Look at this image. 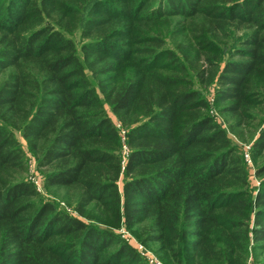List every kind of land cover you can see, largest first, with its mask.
Segmentation results:
<instances>
[{
    "label": "trees",
    "instance_id": "trees-1",
    "mask_svg": "<svg viewBox=\"0 0 264 264\" xmlns=\"http://www.w3.org/2000/svg\"><path fill=\"white\" fill-rule=\"evenodd\" d=\"M6 3L0 71L13 72L0 84V264H146L114 234L121 222L143 224L142 243H158L173 264H242L250 240L264 252V162L250 188L231 137L264 109V0ZM179 17L183 27L169 33L194 45L173 52L161 27ZM78 30L79 48L66 36ZM229 39L240 60L220 68ZM209 86L231 135L200 92ZM14 130L43 185L63 189L79 216L95 209L97 225L41 199ZM250 150L264 152V129Z\"/></svg>",
    "mask_w": 264,
    "mask_h": 264
},
{
    "label": "rangeland",
    "instance_id": "rangeland-1",
    "mask_svg": "<svg viewBox=\"0 0 264 264\" xmlns=\"http://www.w3.org/2000/svg\"><path fill=\"white\" fill-rule=\"evenodd\" d=\"M3 4L9 5L10 3H6V0L4 2L0 1V7ZM96 9L99 10L100 8L96 6ZM146 10L147 9H145V11ZM4 14H5L4 11L0 12V16ZM179 20L182 19L180 17L172 20L169 19L166 22V25H163L161 27L163 40H164L163 48L173 52H178L179 50H183V48L191 47L194 45V42L191 39H189L187 35L174 36L169 33V30L173 31L175 29L176 24L180 29L183 27L181 21ZM10 21L12 22L11 25L17 23L19 21V13L15 12V14L11 17ZM0 26L5 28L3 25ZM240 35L241 33H235L234 36L235 38H238ZM66 36L74 41L77 48L81 47V45L87 42V40L81 38L79 30L75 31L72 34H66ZM120 46H126V45L121 44ZM220 47L223 50V52L228 53L223 59L220 68L224 66V62L227 60H232V61L240 60L238 57H232V55H230L233 54V52H235L237 48L236 45L234 46V43L232 42L231 39L224 41V43ZM12 72H13L12 68L6 69L4 71H0V84L3 83L7 79L8 75L11 74ZM200 92L203 94V96L209 102V104L213 102L214 88H212L211 86H209L207 89L200 88ZM105 109L111 120L116 123L114 116L111 114L109 108L105 106ZM211 114L214 117L215 122L219 124L223 129H225L228 132V134L231 135V131H229L228 129L230 118L228 116L220 114L218 110L215 109V106H213V103L211 107ZM255 115L258 121L253 123L251 128H243L240 130L238 136L233 133L231 136L232 141L240 148L242 152L243 155L242 157L248 172V181L250 188H255L258 186V179L255 176V169L257 166H260L264 162V159L262 158L264 152H262L261 155L256 154L257 156L254 157L251 156V150H250L251 143L256 139V137H258L259 133L264 129V109L261 108L258 109V112H256ZM14 134L18 142L20 143L23 152L25 153V160L27 166V174L25 177L28 181L30 180V182L31 179H35L40 182L39 188L36 189L40 194L41 199L46 202H51L58 209L64 210L65 212H68L69 214L80 218L82 221L86 223L97 225L98 217H97V211L95 209L93 208L88 209L83 216H79L76 212L72 210L73 207L69 204L72 202L71 200L66 199L63 189L47 188L43 185L42 177L40 173L36 171L35 156L28 151L26 143L22 138L19 137L18 131L14 130ZM104 226L109 227L106 224H104ZM112 230L114 234L123 243L131 247L134 251H136L135 249L137 248L138 245H142L161 264H173L170 260L167 259V254L161 250L160 245L158 243L155 242H149L147 244L142 243L144 236L146 234L145 231L146 227L143 224L126 228L121 222L117 227L112 228ZM245 246H246L245 243L243 242L239 243V248L241 250ZM255 246L256 245H254V242L250 240L245 248V251L239 254L238 257L239 262L242 261V264H252L254 261L257 262L264 261V252L260 250L259 247H255ZM110 250L113 251L114 248H110ZM218 264H223V263H218Z\"/></svg>",
    "mask_w": 264,
    "mask_h": 264
},
{
    "label": "built area",
    "instance_id": "built-area-1",
    "mask_svg": "<svg viewBox=\"0 0 264 264\" xmlns=\"http://www.w3.org/2000/svg\"><path fill=\"white\" fill-rule=\"evenodd\" d=\"M126 151V149H124ZM125 155V153H123ZM31 182L39 188V182L35 179H31ZM127 240V239H126ZM137 254L142 258L146 264H161L156 258L153 257L142 245H138L135 249Z\"/></svg>",
    "mask_w": 264,
    "mask_h": 264
}]
</instances>
